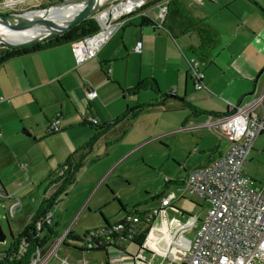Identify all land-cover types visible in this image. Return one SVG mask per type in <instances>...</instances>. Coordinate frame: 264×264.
I'll return each instance as SVG.
<instances>
[{
  "label": "crops",
  "instance_id": "1",
  "mask_svg": "<svg viewBox=\"0 0 264 264\" xmlns=\"http://www.w3.org/2000/svg\"><path fill=\"white\" fill-rule=\"evenodd\" d=\"M231 1L220 0L217 9L221 11L216 15L209 6L217 0H148L145 8L123 18L120 27L95 57L79 65L75 64L69 43L15 55L3 61L0 64V97H3L0 99V183L4 191L17 195V188L10 187L13 182L18 183L23 193L26 187L38 181L48 184V174L91 137L93 131L81 120L85 112L96 115L100 122H108L127 108L154 103L128 111L122 120L97 138L80 166L88 163L97 142L103 141L107 145L108 154L115 150L118 142L134 140L106 170L91 173L76 191L75 198L79 205L72 209L77 215L87 210L94 218L93 228L114 223L129 211L143 214L158 203V198L153 199L157 193L148 187L143 188L144 193L139 199L138 175L142 177L141 181L148 182L156 167L168 172L169 181L165 182L163 176L160 193L167 188H175L191 168L220 154L226 148L227 141L208 125L214 116L206 112L227 113L228 102L246 105L256 99L264 87L262 72L254 84L252 82L264 63L263 56L256 59L259 56L256 44L251 55L244 50L250 47L249 44L245 48L227 37H224L227 40L217 45L215 43L218 36L232 34L230 32L235 29H239L238 36H247L248 41L253 40L252 36L255 35L251 31L252 26L248 25L240 12L232 10L235 17L225 9ZM160 3L167 6L163 18L156 14ZM154 9L156 13L152 12ZM142 13L152 23L141 24L139 15ZM208 20H212L215 27L206 25ZM137 41L141 42L139 53L133 51ZM193 54L205 60V63H199L205 85L202 89H194L187 74L188 59L194 57ZM233 69L238 71L237 74L230 72ZM148 78L156 81L161 92L174 89L177 99L168 98L164 105L157 104L159 99L153 90L136 87L138 81ZM87 87L94 88L97 97L85 98ZM183 97L193 109L182 103ZM200 100L206 104L197 108L194 103ZM152 107H161L165 112L188 107L190 112L181 122L171 120L161 123L156 120L153 124L143 122L141 127L133 122L140 111ZM256 112L260 113V107L256 108ZM56 116L60 119L61 131H65L67 141L63 145H66L50 153V157L57 155V158L43 165L36 179L31 174L33 144L46 136V124ZM112 143L115 145L111 148ZM139 151L142 154L133 156ZM58 154L64 160H58ZM139 157L140 167L137 162ZM96 161L98 158L90 163ZM121 162H125L127 167L117 170ZM259 165L264 166V132L254 139L243 166L247 175L262 184L259 181L264 180V170ZM132 169L135 172L130 171ZM75 176L65 194L59 196L64 201L75 187L78 180H75ZM133 181L136 184L133 185ZM193 197L197 196L186 194L177 199L174 206L153 219L146 232L145 222H139L137 241L141 240L140 234L144 236L143 240L148 241L141 264L155 263L160 256H163V261L166 258L174 261L169 253L177 254L188 246L193 237L189 238L187 233L192 230L195 233L199 221L195 222L199 215L194 211L200 204L197 205ZM132 205L135 206L130 208ZM141 206L144 207L142 210L135 208ZM54 223L57 225L56 220ZM104 251L108 256L110 252H117V248L111 245ZM132 260L130 264H133Z\"/></svg>",
  "mask_w": 264,
  "mask_h": 264
},
{
  "label": "built area",
  "instance_id": "2",
  "mask_svg": "<svg viewBox=\"0 0 264 264\" xmlns=\"http://www.w3.org/2000/svg\"><path fill=\"white\" fill-rule=\"evenodd\" d=\"M147 1L123 0L118 4L128 2L130 4L122 10L113 11L110 7L104 14H95L94 19L98 26L96 32L70 42L75 64H82L95 57L98 50L120 27L123 18L140 11ZM115 4L117 3L113 5ZM166 12V4L160 3L157 16L163 18ZM140 50L141 42L137 41L133 51L139 53ZM188 64L187 74L192 80L193 88L202 89L205 85L199 62L191 57ZM96 95L95 89H88L84 93L87 99H92ZM263 102L264 87L259 96L246 105L228 102L229 111L224 115L214 116L208 123L227 141L226 148L220 154L204 164L191 168L185 178L175 188H167L158 198V203L143 213L142 217L129 213L121 222L109 223L104 227L90 230L82 237L81 244L76 246L78 259L74 262L65 259L60 264H88L86 260L88 250L107 249L117 239H132L141 218L153 221L186 194L201 199L202 204L199 206L205 210V214L199 218L200 221L188 246L177 254L169 253L176 264H264V185L258 184L243 169L254 139L264 132ZM256 107H260V113L256 112ZM85 119L92 123L97 122V118L92 115H87ZM59 124V118L55 117L47 122L45 130L58 131ZM164 180L169 181L166 176ZM19 202L17 197L6 193L0 183V206L8 208V212L4 214L5 219L13 215ZM51 215L48 211L35 223L38 234L41 224L49 225ZM67 232L65 230L61 236L53 238L48 244L36 246L27 264H47L50 258L58 253ZM147 246L148 241L143 240L135 258L138 263L143 262V250ZM159 258L157 262L148 264H162L163 256Z\"/></svg>",
  "mask_w": 264,
  "mask_h": 264
},
{
  "label": "rangeland",
  "instance_id": "3",
  "mask_svg": "<svg viewBox=\"0 0 264 264\" xmlns=\"http://www.w3.org/2000/svg\"><path fill=\"white\" fill-rule=\"evenodd\" d=\"M58 0H1L0 1V12L1 13H8V12H25L28 10H33L37 8L44 7L50 3H54ZM123 0H114L113 3H109L105 5L101 10L103 9H109L114 3H118ZM9 3V4H8ZM220 6V0H217V2L214 5L209 6V9L211 12H214V14L218 15L220 14L221 10H218L217 8ZM234 8V9H233ZM254 8V9H253ZM231 15L235 16L234 10L236 12H240V15L243 16V18L247 21L248 25L252 26L251 31L255 32V35L252 36L251 41H248L247 36H238L237 33L239 32V29L233 30L232 34H226L224 36H218L216 45L221 42L222 40L230 39L235 44L240 43V45L243 47H248V44L250 45L249 48H246L248 54H253V46L256 44V48L259 51V56H257L256 59H259L260 56L264 57V51H262V48H264V0H232L228 4V8H225ZM233 10V11H232ZM153 13H156V9L152 11ZM99 13L96 12L95 14ZM94 14V15H95ZM152 14V13H151ZM157 14V13H156ZM213 14V15H214ZM94 18V17H93ZM206 25L208 26H214L215 23H213L212 20H208L206 22ZM247 25V26H248ZM238 31V32H237ZM250 33V32H249ZM224 37H227L224 38ZM6 45L0 43V48L5 47ZM69 45L65 46L68 47ZM61 47V48H65ZM196 60L201 64L202 62L205 63V60L197 56L196 54H193ZM263 66V67H262ZM262 68H264V63L262 64ZM260 69V70H261ZM232 74H237V70L233 69L230 71ZM264 73V70L261 71ZM261 73V74H262ZM255 78L252 80L253 84ZM197 92L194 93L196 95ZM206 102L204 100L196 101L194 105L197 108H201L204 106ZM257 108V107H256ZM190 109L188 107H183L181 110L173 111V112H165L163 108L161 107H152L149 110H142L139 112V114L133 119V122H136L138 126H143V122L153 124L156 120H158L161 123H169L171 120H179L180 122L186 116L189 114ZM135 124V123H134ZM65 131H61L59 133H54L51 135L43 136L35 144H33V167L31 169V174L34 178H39V173L41 172V168L46 163H51L57 158V155L55 157H50V153L52 151L60 150L64 141H67V138L65 136ZM213 133V132H212ZM214 134V133H213ZM215 136H218L214 134ZM132 141H134L132 139ZM132 141L127 140L118 142L116 146L114 147L115 150H111L108 152L106 151V144L104 142H97L92 148V152L90 155V159L88 160V163L84 166H82L77 175L75 176V180H77L75 187L70 190V194L68 195V199L64 201V198L61 201V198L57 200L51 207L50 212L52 214V217L54 220L57 221L56 230H57V236H61L65 230L70 229L71 232H75L78 237H81L85 232L90 231L94 224V218H92L88 213L87 210L83 211L79 215L77 213H74L73 209L74 207L79 205V202L76 201L75 195L76 191L78 190V187L81 185L84 179L88 178L91 173L95 171L102 172L106 170L112 162L117 159L121 154L124 152V150L128 149L129 146L132 144ZM134 143V142H133ZM64 144L63 146H65ZM115 144L112 143L111 148ZM148 149V148H147ZM109 150V149H107ZM142 152H136L135 155H140ZM61 154H58V160H64L62 157H60ZM95 158H98V161L95 163H90ZM126 161H129L128 159ZM138 165L140 167L141 165V159L140 157L137 159ZM127 166L125 162H121L117 170L125 169ZM261 170H264V166L259 165ZM164 169H160V167H156L152 174V179H148V182L141 181L140 175L137 176V187L139 189L138 195L139 199L141 198L142 194L144 193L143 188H151L154 192L158 193L161 188H163V176H168V172L163 171ZM132 172H135L130 170ZM140 173V172H138ZM137 173V174H138ZM159 177V179H158ZM255 179V178H254ZM42 180V179H41ZM259 180V179H256ZM264 183L263 181H259ZM133 185L136 184L135 181L132 183ZM259 184V183H258ZM261 184V183H260ZM264 185V184H263ZM48 186L47 183H44L42 181H38L37 183H34L33 185H29L26 187V192L23 193L22 189L18 187V183L13 182V184L10 185L12 189L17 188V195L15 193V196L19 199V205L16 207V211L13 213V215L8 216L7 219H5L4 214L8 212L7 206H0V225L3 229V231L6 233V240L4 243H0V254H2L3 250L7 248L11 236L9 232L13 235V237H16L23 227L29 224L31 219L33 218L36 209L38 208L41 198L43 195L44 190ZM47 190V189H46ZM161 193V192H160ZM197 205H201L202 201L200 198L193 197L192 199ZM64 201V202H63ZM4 205V204H3ZM135 205H132L130 208H132ZM137 209L142 210L144 207H135ZM196 214L199 215L198 218H196L195 222L198 221V219L202 218L205 214V210L199 206L195 207ZM96 219V218H95ZM199 219V221H200ZM10 230V231H9ZM194 234V230L187 233V236L189 238H192ZM42 238V236H41ZM81 244L80 240H74V239H66V244H62L58 250V253L50 258L47 264H60L62 260H69L71 262L76 261L78 259V252L76 250H72L73 246H79ZM114 247L117 248V252L113 253L110 252V254L107 256L106 252L104 250H90L86 252V260L88 264H130V260H132L133 264H141L138 263L135 258L137 253L139 252V246L134 242L127 238L117 239L114 242ZM132 258V259H131ZM158 258L157 260H159ZM162 264H176L174 261H171L169 258H166L165 261H163Z\"/></svg>",
  "mask_w": 264,
  "mask_h": 264
},
{
  "label": "trees",
  "instance_id": "4",
  "mask_svg": "<svg viewBox=\"0 0 264 264\" xmlns=\"http://www.w3.org/2000/svg\"><path fill=\"white\" fill-rule=\"evenodd\" d=\"M154 1H160V0H149V2H154ZM146 6L147 5H144V7H142V9L145 8ZM139 17L141 19V24L152 23V20H150L149 18H147L143 14H140ZM97 28H98V26H97V22L95 21V19L93 17H87L83 20H80L78 23H76L75 25H73L68 30L64 31L63 33L56 35V36H54V37H52L46 41H43V42H40L37 44H33L30 46H18V47H7V46H5L3 48H0V64L3 61H5L8 58L13 57L15 55L24 54V53H28V52H32V51H37V50H41L44 48H48L50 46H55V45H59V44H63V43H69V45H70L71 41L83 38L86 35L94 33V32H96ZM70 49H71V47H70ZM202 73H203V71H202ZM202 81H203V79H202ZM203 83H204V81H203ZM136 87L137 88L148 87L151 90H153L157 94L156 98L159 99L157 104H159V105H164V102L168 98L169 99H172V98L177 99L176 96L174 95V91L172 92V88L168 89L165 92H161L157 86L156 81L152 78H148V79L138 81ZM88 89H94V88L87 87V89H85V91ZM85 91H84V93H85ZM96 97H97V95H96ZM181 99H182V103L189 106L190 108L192 107L190 102L185 100L184 97ZM152 105H154V103L148 102V103L137 105L136 107L131 108V109L127 108L125 111H123L122 113H120L119 115H117L115 118H113L112 120H110L108 122H100L99 118L96 115H93L91 112H85L81 116L82 123L85 125H88L89 128L93 131L91 137L89 138V140L86 143H84L83 145H81L80 147L75 149L71 154H69L64 162H62L61 164H58L57 167L51 173L48 174V176L46 178V180H48V187H47L48 189L46 188L47 190H45L43 192V198H42L38 208L36 209L33 218L31 219V221L29 222L28 225H26L25 227L22 228V230L20 231V233L16 237H13V235L11 236V239H10V242H9L7 248H5L2 251L3 253L0 254V264H27L29 261L30 254L36 246L41 245V244H43V245L48 244L53 238L57 237V230L55 229L56 224L54 223L52 215L50 217L49 225L41 224L40 231H39L40 235L38 234V229H36V227H35V223L44 215V213L50 211V207L59 199V196L65 194L66 188L70 184L73 183L75 173L80 168V166L83 164L85 157L87 156L88 152L90 151L92 145L97 140V138L100 135H102L103 133H105L107 130H109L111 127H113L114 124H116L117 122L122 120L126 116L128 111L131 112L133 110H137L138 108L149 107ZM191 109H193V108H191ZM206 113L209 115L212 114L210 116H218V115L226 114V113L216 114L214 112H206ZM87 115L95 116L97 118V122L92 123V122L87 121L85 119V117ZM59 132H61V128L58 131H53V132H47L45 130V135L47 136V135H51V134L59 133ZM163 193H164V191L163 192L161 191V193L155 194L153 199L159 198ZM129 213L138 214L139 217L140 216L142 217L141 212L129 211L120 220L115 221V222L123 221L125 219L126 215ZM141 220L144 221L145 224L147 225V227L145 228V232H146L147 229L149 228V226L151 225L152 220L145 221L142 218H141ZM107 224H109V223H106V224L102 225L101 227H104ZM94 229H96V228H93L91 230H94ZM88 233H89V231L85 232L81 237H78L77 235H75L71 231H68L66 234V239L69 238V239L82 241V237H84ZM140 235H141V236H139V237H141V240L139 239L140 241H137L138 235L136 237V233L132 239L131 238H127V239L134 241V242H137V244L140 245L141 242L143 241V237H144L142 234H140ZM41 236H42V238H41ZM66 239L64 240L63 244H66ZM90 250H105V248H95V249H90ZM90 250H88V251H90Z\"/></svg>",
  "mask_w": 264,
  "mask_h": 264
},
{
  "label": "water",
  "instance_id": "5",
  "mask_svg": "<svg viewBox=\"0 0 264 264\" xmlns=\"http://www.w3.org/2000/svg\"><path fill=\"white\" fill-rule=\"evenodd\" d=\"M111 1L112 0H58L44 7L25 12H0V26L13 32H33L31 33L33 34L32 36H24V38L16 42L7 41L0 36V43L7 47H18L30 46L46 41L68 30L80 20L87 17H94L96 12L100 11L103 6ZM68 3L75 4V8L68 14L57 17V19L43 16L49 7L61 6ZM40 10H43V14L38 13ZM261 71L262 69L256 75L255 80ZM236 105H238V103ZM9 234L12 236L11 232H9ZM5 240L6 233L0 225V243H3ZM72 250H76V248L72 247Z\"/></svg>",
  "mask_w": 264,
  "mask_h": 264
},
{
  "label": "bare ground",
  "instance_id": "6",
  "mask_svg": "<svg viewBox=\"0 0 264 264\" xmlns=\"http://www.w3.org/2000/svg\"><path fill=\"white\" fill-rule=\"evenodd\" d=\"M113 2H114V0H112L110 2V4L113 3ZM129 4H130V2L125 3V4H118L117 3V4L113 5V6H111V8H112L113 11H119V10H122L124 7H127ZM74 8H75V4L74 3H68V4H65V5H61V6L49 7L44 14H43V10H40L38 13H41V14H43V16H47V17H49L51 19H57V17H60V16L68 14ZM101 9H100L99 13L100 14H104L106 12V9H103V10H101ZM31 33H33V32H26V31L13 32L11 30H8V29L0 26V36L3 37L4 39H6L7 41H10V42L19 41L20 39L24 38V36H32L33 34H31Z\"/></svg>",
  "mask_w": 264,
  "mask_h": 264
}]
</instances>
